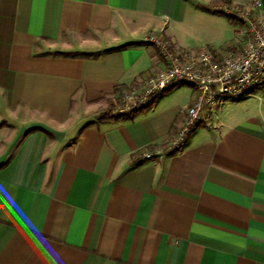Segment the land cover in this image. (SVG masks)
Returning <instances> with one entry per match:
<instances>
[{
	"label": "crops",
	"instance_id": "0c3cea01",
	"mask_svg": "<svg viewBox=\"0 0 264 264\" xmlns=\"http://www.w3.org/2000/svg\"><path fill=\"white\" fill-rule=\"evenodd\" d=\"M247 1L0 0V264H264V90L161 160L138 157L174 134L190 85L101 119L164 67L149 33L225 50L231 34L191 47V8Z\"/></svg>",
	"mask_w": 264,
	"mask_h": 264
},
{
	"label": "built area",
	"instance_id": "2783aa9c",
	"mask_svg": "<svg viewBox=\"0 0 264 264\" xmlns=\"http://www.w3.org/2000/svg\"><path fill=\"white\" fill-rule=\"evenodd\" d=\"M210 10L236 23L238 43L225 50L203 45L197 51L175 49L162 35L149 33L145 42L152 45L164 61L139 88L118 93L115 112L146 106L172 86L188 84L193 97L183 120L164 147L142 152L139 161L163 159L179 150L186 138L200 125L211 126L212 114L225 99H240L264 90V0H248L242 6L222 2Z\"/></svg>",
	"mask_w": 264,
	"mask_h": 264
},
{
	"label": "rangeland",
	"instance_id": "374dc122",
	"mask_svg": "<svg viewBox=\"0 0 264 264\" xmlns=\"http://www.w3.org/2000/svg\"><path fill=\"white\" fill-rule=\"evenodd\" d=\"M230 22L225 15L213 12L209 8L203 10L200 7L191 8V26L187 27L188 32H191V47L209 43L225 48L229 45L230 34L233 40H239L236 25L233 27Z\"/></svg>",
	"mask_w": 264,
	"mask_h": 264
},
{
	"label": "trees",
	"instance_id": "16d2710c",
	"mask_svg": "<svg viewBox=\"0 0 264 264\" xmlns=\"http://www.w3.org/2000/svg\"><path fill=\"white\" fill-rule=\"evenodd\" d=\"M229 19V18H228ZM230 20V19H229ZM231 21V20H230ZM231 23L233 24H236L234 21H231ZM156 98V97H155ZM155 98H152L150 100V102L146 105L148 106ZM146 106H143V107H140V108H134L130 111H125V112H113L112 110L106 112L105 114H103V116H101V119H112V118H119V117H122V116H125L127 115L128 113L130 112H134L135 110H138V109H141V108H144Z\"/></svg>",
	"mask_w": 264,
	"mask_h": 264
}]
</instances>
